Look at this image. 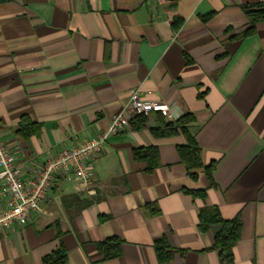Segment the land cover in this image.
Segmentation results:
<instances>
[{
    "label": "crops",
    "instance_id": "crops-1",
    "mask_svg": "<svg viewBox=\"0 0 264 264\" xmlns=\"http://www.w3.org/2000/svg\"><path fill=\"white\" fill-rule=\"evenodd\" d=\"M257 4L264 0L0 3V131L23 180L119 113L130 119L134 92L171 115L154 113L106 142L95 196L79 192L72 174L57 176L27 226L0 230V264H44L61 247L68 264H220L212 246L221 226L198 228L212 207L241 220L234 264H264V22L242 36L244 7ZM184 116L204 167L191 173L179 155L189 144L183 130L155 132ZM142 149L156 150V166L134 158ZM161 238L175 251L168 263L157 258ZM111 239L122 251L107 260L98 245Z\"/></svg>",
    "mask_w": 264,
    "mask_h": 264
},
{
    "label": "built area",
    "instance_id": "built-area-1",
    "mask_svg": "<svg viewBox=\"0 0 264 264\" xmlns=\"http://www.w3.org/2000/svg\"><path fill=\"white\" fill-rule=\"evenodd\" d=\"M125 112L130 119L119 113L108 128L96 137L64 147L43 164L30 168L29 177L25 180L20 177L15 156L3 141L0 131V195L6 198L5 205L0 208V230L11 229L15 225L27 226L34 215L41 211V204L59 175L72 174L79 192L95 196L94 161L102 154L106 142L130 129L131 121L140 115L150 117L160 113L165 117L171 116L168 104L145 101L137 92L132 93Z\"/></svg>",
    "mask_w": 264,
    "mask_h": 264
},
{
    "label": "trees",
    "instance_id": "trees-1",
    "mask_svg": "<svg viewBox=\"0 0 264 264\" xmlns=\"http://www.w3.org/2000/svg\"><path fill=\"white\" fill-rule=\"evenodd\" d=\"M7 0H0V3ZM245 14L249 19L250 26L245 30L243 37L248 34L254 33L256 25L260 22H264V4H257L253 6H245ZM146 121V117L140 115L131 121L133 128L141 127ZM190 122L188 116L182 117L175 124L164 123L159 124L155 130L157 136L168 137L170 135H176L178 130H183L187 136L189 144L179 148V155L182 162L185 163L189 172H194L197 169H202V154L201 149L197 146L196 142L190 137L185 125ZM31 126V123H29ZM153 162L154 166L157 164V152L154 149H142L134 151V158L137 160L148 159ZM152 164V166H153ZM210 177L212 167L205 168ZM193 175V174H192ZM194 176V175H193ZM196 196L205 197L204 192L195 193ZM72 199V197L65 198L64 201ZM87 202L85 206L89 205ZM199 226L200 231H207L212 225H220L221 231L217 233L214 238V244L212 250L218 252L220 264H234L235 262V246L239 242L241 237L242 223L241 220H224L220 214L218 208H204L199 214ZM122 242L119 239L105 240V242L98 245L99 251L103 254L104 259L112 260L118 258L121 255ZM155 250L157 252V258L159 263H168L173 259L175 251L170 250L165 238H161L155 243ZM44 264H68L67 263V251L61 247L53 254L47 256L44 259Z\"/></svg>",
    "mask_w": 264,
    "mask_h": 264
}]
</instances>
